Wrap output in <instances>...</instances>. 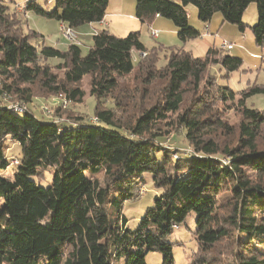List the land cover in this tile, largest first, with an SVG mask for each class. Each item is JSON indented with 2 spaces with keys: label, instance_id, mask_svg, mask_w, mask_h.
Returning <instances> with one entry per match:
<instances>
[{
  "label": "trees",
  "instance_id": "obj_1",
  "mask_svg": "<svg viewBox=\"0 0 264 264\" xmlns=\"http://www.w3.org/2000/svg\"><path fill=\"white\" fill-rule=\"evenodd\" d=\"M109 1L54 0L50 13L36 0H24L22 7L73 29L102 22ZM134 2L141 24L167 20L183 44L200 37L189 24L187 7L194 6L201 24L220 14L240 33L249 28L264 49V0ZM252 3L256 22L249 27L242 17ZM11 5L13 0H0V264H146L150 252L162 264H175L179 229L192 232L204 252L232 239L234 264H264V145L257 142L264 114L242 106L264 95V88L241 95L243 122L233 147L221 148L212 133L223 124L205 116L209 103L194 106L184 99L187 88L198 91L210 65L229 74L241 59L215 48L204 57L162 45L147 49L138 31L119 37L101 30L86 54L76 44L60 51L35 31L22 33ZM156 50L167 53L163 66ZM53 60L59 63L52 68ZM134 70L139 85L122 89ZM85 78L95 122L80 116L48 119L30 108L43 95L81 103ZM109 96L112 107L103 108ZM214 96L220 103L235 99L224 86ZM11 100L17 110L8 108ZM175 126L184 133V150L168 143ZM8 142L19 147L18 158L8 155ZM146 181L154 190L152 205L132 230L123 210L139 200L137 190ZM223 189L228 203L220 207Z\"/></svg>",
  "mask_w": 264,
  "mask_h": 264
},
{
  "label": "rangeland",
  "instance_id": "obj_2",
  "mask_svg": "<svg viewBox=\"0 0 264 264\" xmlns=\"http://www.w3.org/2000/svg\"><path fill=\"white\" fill-rule=\"evenodd\" d=\"M128 1H130L133 6H126L124 9H121L123 17L127 19L119 29H115L112 25L110 29L111 34L124 37L129 32L138 31L140 33V41L147 49L162 45L164 48H182L183 50L192 53L194 57H204L209 49L215 48L226 51L223 54L241 59L242 64L238 70L229 74L219 65H210L205 72L198 91L194 92L191 88H187L184 94L186 103L191 101L195 104L194 106H196L205 101L211 105V112H207L205 116L217 118L223 124V127L212 132L217 134L216 139L221 148H224L225 146L233 147L236 145L240 133V125L243 122L242 109L239 103V100L243 97L241 95L245 94L249 89L255 86L264 88V49L255 45L250 29L246 28L243 33H240L235 25L222 22L220 14H215L207 25H201L197 19L196 8L194 6H188L187 10L191 13V16L188 17L190 20L189 24L200 33V37L189 40L183 44L177 38L175 26L171 22L164 20L165 22L162 26L155 27L159 35L154 39L148 32L149 26L147 28V25H142L139 20L138 22H134L133 8L135 2L134 0ZM13 2L16 5L10 6V13L13 18L18 21V27L22 33L29 34L31 31H35L40 35L37 36V38L40 41L43 40L46 46L53 47L60 51H65L69 44H77L80 46L82 54L87 53L93 36L90 24L73 28L72 31L76 36L77 42L76 40L68 41L60 32V23L56 20L39 16L32 12H24L22 7L24 0H13ZM36 2L38 7L43 9L46 13H50L54 9V0H36ZM130 8L132 13H130ZM242 21L249 27L255 25V4L252 3L247 7L242 17ZM223 41L231 43L232 48L228 51L227 49H222L220 46ZM156 51L157 56L159 57L158 66H163L166 63L167 53L162 50ZM135 56L137 59L138 55L135 54ZM58 63L59 61L56 60L48 62L52 68ZM56 72L61 77V72ZM136 78L137 74L134 70L122 80L120 85L121 88L129 89L138 86L139 84L135 82ZM220 86L228 87L235 93L234 101L220 103L217 96L210 97L211 94L220 90ZM80 88L85 94L81 103H67L63 97L43 95L34 97L29 106L35 113L48 119H53L55 116L59 115L64 117L80 116L95 121L93 114L95 100L89 95V78L83 80L80 84ZM156 89L157 87L155 90ZM8 102L11 103H9L8 108L12 107L10 109H14V107H18L17 101L11 100ZM101 105L103 108L112 107L111 97L109 96L106 98ZM242 106L255 111L257 110L260 114H264V95L260 94L251 96L243 102ZM121 117L125 120L124 117H127V115ZM170 120L173 119L169 118L167 121L169 122ZM183 136L184 133L182 130H177L175 126L168 135L169 145L178 147L181 150L186 149L188 146ZM257 142L259 147L264 145V125L260 128ZM8 143V147H10V150H7V153H9L8 155H13V157L18 158L19 147L11 142ZM189 151L191 150L189 149ZM12 164L15 165L16 161L13 160ZM43 177L49 180L48 174L45 173ZM43 177L41 176L39 179H45ZM225 192L226 190L223 189V192L219 195V197H221L219 201L220 207L223 205L225 207L228 203L227 200L222 199V197H225V195H223ZM137 194L139 195V200L126 204L123 210L125 217L128 220L127 226L132 230L137 227L138 220L145 213V210L148 207H151L154 190L151 184L146 181L145 184L141 185L137 190ZM221 213L227 215L225 209H222ZM190 222L193 223V220ZM173 242H175V249L173 252L175 264H234L233 257L236 246L232 239L223 240L207 252H204L197 247L192 232L179 229L174 236ZM145 262L146 264H162V258L158 253L150 252L145 256Z\"/></svg>",
  "mask_w": 264,
  "mask_h": 264
},
{
  "label": "crops",
  "instance_id": "obj_3",
  "mask_svg": "<svg viewBox=\"0 0 264 264\" xmlns=\"http://www.w3.org/2000/svg\"><path fill=\"white\" fill-rule=\"evenodd\" d=\"M176 1H178V0H176ZM126 6L132 7L133 5L128 0H110L108 3V6L106 8L105 16H104L102 22L90 24V26L92 27V32H91V33H93L92 35H94L95 33L99 32L101 30H107L109 33H111L110 29H111L112 25L115 27V29H119L121 26H123V24L127 18L123 17L121 9H124V7H126ZM134 9L135 8H133V13H134ZM130 11H131L130 13H132L131 8H130ZM188 14H189V16H191V13L188 12ZM108 19H109V21H108ZM133 20H134V22H138V19L135 18L134 14H133ZM164 22L165 21L163 19H161L160 17H155L150 22V24L147 25V28L149 26V30L150 29L157 30V29H155V27L156 26L157 27L162 26V24H164ZM201 25H203V24H201ZM158 35H159V33H158Z\"/></svg>",
  "mask_w": 264,
  "mask_h": 264
},
{
  "label": "built area",
  "instance_id": "obj_4",
  "mask_svg": "<svg viewBox=\"0 0 264 264\" xmlns=\"http://www.w3.org/2000/svg\"><path fill=\"white\" fill-rule=\"evenodd\" d=\"M59 29H60V32L62 33V35H67V36H69L71 38H76V36L74 35V33L72 31V28H69L66 25L60 24V28ZM149 34L154 39H156L158 37V31H156V30L150 29L149 30ZM220 47L225 48L228 51V50H230L232 48V44L229 43V42L223 41ZM16 109H18V108H16Z\"/></svg>",
  "mask_w": 264,
  "mask_h": 264
},
{
  "label": "bare ground",
  "instance_id": "obj_5",
  "mask_svg": "<svg viewBox=\"0 0 264 264\" xmlns=\"http://www.w3.org/2000/svg\"><path fill=\"white\" fill-rule=\"evenodd\" d=\"M63 37L66 39V40H68V41H73V40H76V38H71V37H69V36H67V35H63ZM76 42H77V40H76ZM77 45V44H76ZM222 49H225V48H222ZM141 56H144V54H140ZM9 108H12V107H9ZM16 108H18L17 106H16ZM15 107H14V109L15 110H17ZM93 122H95L94 120H93Z\"/></svg>",
  "mask_w": 264,
  "mask_h": 264
}]
</instances>
